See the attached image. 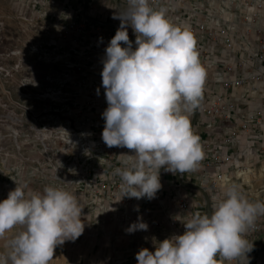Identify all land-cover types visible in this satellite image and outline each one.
<instances>
[{
	"label": "clouds",
	"instance_id": "9594fccd",
	"mask_svg": "<svg viewBox=\"0 0 264 264\" xmlns=\"http://www.w3.org/2000/svg\"><path fill=\"white\" fill-rule=\"evenodd\" d=\"M112 18L120 24L101 60L107 103L101 138L107 147L132 150L118 155L122 167L114 170L121 198L151 200L161 188L162 168L185 173L203 159L189 117L199 108L206 71L190 30L171 23L165 9L151 7L150 0H127V8ZM82 207L76 193L64 188L48 185L37 191L16 182L0 200V236L17 226L21 230L8 240L11 251L0 264H49L57 245L82 234ZM261 215L264 201H250L236 186H225L209 213L194 214L183 224V234L155 241L154 251L140 248L136 264H218V257L248 264L253 244L245 236ZM147 228L138 217L125 231Z\"/></svg>",
	"mask_w": 264,
	"mask_h": 264
},
{
	"label": "built area",
	"instance_id": "2783aa9c",
	"mask_svg": "<svg viewBox=\"0 0 264 264\" xmlns=\"http://www.w3.org/2000/svg\"><path fill=\"white\" fill-rule=\"evenodd\" d=\"M120 1L127 5V0ZM150 6L165 9L171 23L190 30L206 71L202 99L192 121L204 154L199 164L214 169L216 183L231 182L232 172L242 182L245 173L252 172L253 179V167L264 162V0H150ZM118 26L108 25L112 30L107 25L49 26L48 40L36 42L31 51L39 64L48 65L52 72L38 81L32 79V91L26 93L24 87L20 95L32 93L30 98L42 107L35 115L33 141L55 161V179L66 180L60 178L59 169L77 171L78 177L64 184L78 197L81 192L91 193V199L82 202L84 208L102 210L108 204L115 214L128 208L124 220L130 223L148 199L141 198L140 203L135 198H121V180L114 170L122 167L118 155H131L132 150L107 147L101 138V113L107 107L101 60ZM128 36L135 40L129 28ZM22 59L21 65L30 63L23 54ZM241 137H246L249 145L238 149ZM77 156L82 158L77 160ZM167 175L162 168L159 196ZM173 180H177L176 175ZM188 208L181 203L183 213L169 220L180 235L185 217H189ZM196 213L204 214L201 209L193 215ZM263 231L259 220L246 234Z\"/></svg>",
	"mask_w": 264,
	"mask_h": 264
},
{
	"label": "rangeland",
	"instance_id": "374dc122",
	"mask_svg": "<svg viewBox=\"0 0 264 264\" xmlns=\"http://www.w3.org/2000/svg\"><path fill=\"white\" fill-rule=\"evenodd\" d=\"M126 8L127 5L120 0H0V200L7 198L8 192L16 187V182L26 184L37 191L51 185L74 192L68 184L54 178V168H57L55 161L42 150L38 142L33 141L34 127H37L35 115L42 112V107L38 106L40 104L34 98H30L32 93L30 96H21L20 91L24 87L26 93L32 91L29 85L32 84V79L38 81L47 73H51L52 69L46 68L48 65L39 64L38 56L31 50L36 42L48 40L46 31L49 26L119 25L120 20L112 17ZM108 29L112 30L111 27ZM129 29L133 32L130 27ZM21 51L30 62L25 66L21 65ZM26 76L29 79L24 82V79L28 78ZM194 115L195 111L189 117L191 123ZM69 162L71 163H67ZM258 166L252 170L255 180L259 171L264 170V162ZM58 174L61 179L66 180H75L78 177L77 171L63 168L59 169ZM232 177L231 184L240 192L239 184L243 183L242 180L236 178L234 172ZM66 180L64 181L67 182ZM247 188L245 186L244 190L248 191ZM86 192L77 196L81 202L91 199V193ZM202 194L200 209L206 214L204 193ZM241 194L247 195L242 191ZM102 199L103 196L101 201ZM255 200L257 199H253ZM104 205L102 210L82 207V234L74 241L68 240L57 245L49 264H136L135 254L140 248L154 251L155 241L180 235L170 225L162 227L157 223L160 219L155 207L144 216L143 222L148 225L146 231L128 233L125 230L136 222L138 217L145 215V208L129 223L124 220L128 216V208L120 209L115 214L109 210L108 204ZM259 220L264 224V216H259L256 221ZM20 230V226H17L0 236V253L5 258L11 251L8 240ZM262 235L264 231L246 234L245 238L251 243L253 238ZM259 244L264 245V237ZM259 244L253 245L251 254L260 249ZM217 259L218 264H235L221 261L219 257ZM5 264L11 262L6 261ZM251 264H264V260L257 262L252 259Z\"/></svg>",
	"mask_w": 264,
	"mask_h": 264
},
{
	"label": "crops",
	"instance_id": "0c3cea01",
	"mask_svg": "<svg viewBox=\"0 0 264 264\" xmlns=\"http://www.w3.org/2000/svg\"><path fill=\"white\" fill-rule=\"evenodd\" d=\"M24 6V2H23ZM219 140H223L222 137H219ZM221 144V142H216ZM249 145V142L246 137H241L239 139L238 149H243L246 146ZM259 164H256L254 167L258 166ZM253 167V168H254ZM259 167V166H258ZM179 172L173 174L168 172V175L165 177L164 181V187H163V195L159 196L157 193L155 197L151 200L148 199L147 204L145 205V215L141 216V220L144 221V218L148 215L147 212H150L153 207H155L157 210L155 211L157 215L159 216V224L164 227L167 225L169 227V220L174 219L177 217L180 213H183L180 209L181 203L188 204V214L189 217H185V221L187 222L191 217L193 216V212L197 211L201 208V194L202 191L200 188L204 189L207 194L210 197L211 200V210L215 207L216 203L219 199H221L224 196V188L225 186L232 185L231 182L229 183H216L215 176L216 173L214 169L205 167L202 165H198V167L193 171H187L185 173H180V180H173V175L178 176ZM251 181L249 183H245L243 181V185L239 184L240 187V193L241 191L246 193L247 195H244L245 198H247L250 201H253V199H257L260 201H264V170H260L257 174V179H252L253 174L251 172ZM255 177V176H254ZM253 180V181H252ZM247 186L248 191L244 190V187ZM158 195V196H157ZM203 195V194H202ZM205 198V195H204ZM140 203H143L142 199L137 200ZM205 208H206V198H205ZM192 214V216H190ZM145 216V217H144ZM264 216V215H261ZM184 224V223H183ZM177 234L180 232L178 229H175ZM264 235L253 238L252 244L255 245V243L259 244L260 241ZM260 249H258L254 254H251L253 252V249L251 253H247L248 259L252 258L253 261L257 260V262L264 260V245L259 244ZM248 261V264H251V261ZM242 264L244 262L242 261Z\"/></svg>",
	"mask_w": 264,
	"mask_h": 264
},
{
	"label": "water",
	"instance_id": "95a60500",
	"mask_svg": "<svg viewBox=\"0 0 264 264\" xmlns=\"http://www.w3.org/2000/svg\"><path fill=\"white\" fill-rule=\"evenodd\" d=\"M114 26H116V25H114ZM195 112L197 114L198 109ZM81 158H82V156H77L76 157L77 160H80ZM177 178H178L179 181H181L180 180V173L178 174ZM200 190L205 195V198H206V213H209L211 211V200H210V197H209V195L207 194V192L204 189L200 188Z\"/></svg>",
	"mask_w": 264,
	"mask_h": 264
},
{
	"label": "bare ground",
	"instance_id": "6f19581e",
	"mask_svg": "<svg viewBox=\"0 0 264 264\" xmlns=\"http://www.w3.org/2000/svg\"><path fill=\"white\" fill-rule=\"evenodd\" d=\"M239 175H241L240 173H239ZM250 175H251V173H245L244 174V176L242 177L243 178V181L245 182V183H249L250 181H251V177H250ZM55 178V177H54ZM249 178H250V180H249ZM246 179V180H245Z\"/></svg>",
	"mask_w": 264,
	"mask_h": 264
}]
</instances>
